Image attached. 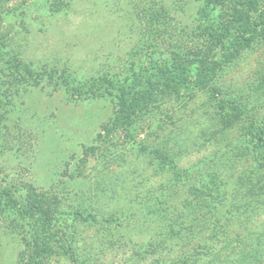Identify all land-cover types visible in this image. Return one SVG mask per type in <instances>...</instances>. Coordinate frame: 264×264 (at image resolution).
Here are the masks:
<instances>
[{
  "label": "rangeland",
  "instance_id": "rangeland-1",
  "mask_svg": "<svg viewBox=\"0 0 264 264\" xmlns=\"http://www.w3.org/2000/svg\"><path fill=\"white\" fill-rule=\"evenodd\" d=\"M204 1L0 0L16 6L22 3L14 13L0 16V28L8 47L24 63L40 70L64 71L72 87L181 46H199L204 42L197 30ZM226 1L227 10L236 8L238 0ZM261 9L264 7L249 17L257 20L263 15ZM156 14L164 16L163 23L151 20ZM232 69L223 76V89L232 86L237 92L245 86L252 92L251 105L264 113V42L246 51ZM6 73V68L0 66V171L8 181L56 195L61 221H66L65 225H54L58 241L43 264H72L62 248L68 244L81 246V251L88 252L86 263L96 264L90 261L95 254L90 244L99 240L127 238L132 244L145 243L154 232V211L159 210L156 200L162 201L164 208L182 205L181 199L188 200L189 184L201 180L196 168L201 178L205 177L200 183L204 187L213 176L223 181L233 172L237 156L227 146L236 145L243 130L217 129L220 121L209 93L189 97V92H183L185 98L152 114L138 126L139 143L132 142L124 132L103 135L99 142L102 126L113 116L110 97L78 96L71 87L65 89L46 80L34 87L25 84L22 92H15L5 79ZM54 82L61 83V78L57 76ZM212 131H216L215 136ZM153 149L181 152L180 168H192L190 177L175 194L162 196L157 192L161 183L173 181L174 176L172 170L162 169ZM85 150L89 152L87 158L82 155ZM204 158L208 160L202 161ZM147 191H151L147 202L137 210L139 222L135 225L131 218L125 219L127 222L103 237L96 238L101 228L93 219L84 221L73 216L75 211L84 218L88 212L115 211V207L127 206L132 199L135 204ZM150 212L151 217L146 218ZM144 221L150 223L140 226ZM132 225L135 228L129 231ZM21 247L20 239L0 235V264H15ZM130 252V248L123 247L102 259L123 264ZM127 264L144 263L135 260Z\"/></svg>",
  "mask_w": 264,
  "mask_h": 264
},
{
  "label": "trees",
  "instance_id": "trees-1",
  "mask_svg": "<svg viewBox=\"0 0 264 264\" xmlns=\"http://www.w3.org/2000/svg\"><path fill=\"white\" fill-rule=\"evenodd\" d=\"M226 3V0L204 1L197 25L204 42L199 46H181L129 68L121 67L117 73L106 72L92 80H82L81 84L72 87L64 71L59 74L24 63L8 47L6 34L0 28V66L6 68L5 79L15 92H22L28 83L34 87L46 80L65 89L71 87L78 96L101 94L112 99L113 116L102 126V132L97 136L99 142L103 135L124 132L130 135L132 142L139 143L136 139L141 133L139 124L185 98L183 92H189V97L195 93H209L220 121L217 129L237 127L243 130L237 140L238 146L236 143L227 146L237 156L228 178L217 181L213 176L208 186H200L205 177L201 178V171L196 168L195 173L201 180L189 184V189H186L188 200L181 199L182 205L164 208L162 201L156 200L159 210L154 211V232L145 243L132 244L127 238L99 240L90 244L95 251L90 261L112 264L102 257L106 258L107 253L117 254L123 247H128L132 251L128 262L264 264V113L251 105L249 95L252 92L245 86L237 92L232 86L230 90L223 89V76L235 68L246 51L264 42V12L257 20L249 17L251 12H257L264 4L261 0H238L236 8L227 10ZM21 4L16 6L0 2V16L14 13ZM163 19L164 16L157 14L151 17L152 21L160 24ZM57 76L61 78V83L54 82ZM215 132H211L212 136L216 135ZM152 151L162 169L172 170L174 176L173 181L161 183L157 192L162 196L169 192L175 194L182 189V182L190 177L192 168H180L181 152ZM82 155L87 158L89 152L85 150ZM150 193L147 191L141 200L138 198L136 205L132 199L133 203L118 205L115 211L88 212L85 218L75 211L73 216L84 221L93 219V223L100 224L101 228L97 230L96 238L103 237L127 222L125 219L131 218L136 225L139 208L147 202ZM140 196L142 194L137 195ZM183 205H187L186 211ZM151 215L152 212L148 213L146 218ZM58 223L65 225L66 221H61L60 201L56 195L38 191L28 184L8 181L0 171V235L22 241L15 264H43L51 248L57 244L58 237L53 231ZM148 223L150 221H144L140 226ZM134 228L132 225L129 231ZM53 239L56 241L53 242ZM56 248L59 249L58 246ZM62 248L72 264H87L88 252L81 251V246L77 248L68 244Z\"/></svg>",
  "mask_w": 264,
  "mask_h": 264
}]
</instances>
